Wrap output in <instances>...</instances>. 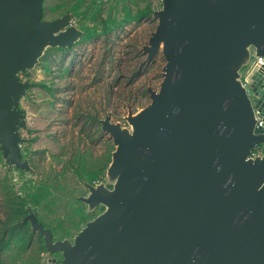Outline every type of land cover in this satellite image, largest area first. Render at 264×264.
<instances>
[{"label":"water","instance_id":"1","mask_svg":"<svg viewBox=\"0 0 264 264\" xmlns=\"http://www.w3.org/2000/svg\"><path fill=\"white\" fill-rule=\"evenodd\" d=\"M45 0H0V150L9 169L35 171L23 157L19 109L48 48L83 36L70 13L43 18ZM147 60H166L151 103L101 120L115 145L105 179L77 199L89 212L73 238L54 239L32 210L24 217L59 264H264V132L256 133L262 86L253 57H264V0H162ZM253 102L256 103L253 106ZM263 154L249 158L254 147ZM45 254L43 255V259Z\"/></svg>","mask_w":264,"mask_h":264},{"label":"rangeland","instance_id":"2","mask_svg":"<svg viewBox=\"0 0 264 264\" xmlns=\"http://www.w3.org/2000/svg\"><path fill=\"white\" fill-rule=\"evenodd\" d=\"M161 8L162 0L44 1V19L70 13L84 36L70 48H48L33 69L20 73L30 82L21 100L27 113L22 152L35 175L9 169L0 154V235L7 239L0 242V264H59L63 258L60 252L42 251L29 224L7 232L5 223L15 219L2 186L27 196L28 207L54 239L73 240L84 228L90 212L84 207V216L79 214L77 198L88 194L85 183L105 179L106 170L100 174L96 163L110 154L103 161L107 167L115 149L100 121L109 116L112 123L129 127V108L135 114L148 106V88L158 91L163 81L162 50L151 60L143 51L158 24L154 12ZM89 167L96 172L88 175ZM18 218L22 223L24 218Z\"/></svg>","mask_w":264,"mask_h":264},{"label":"trees","instance_id":"3","mask_svg":"<svg viewBox=\"0 0 264 264\" xmlns=\"http://www.w3.org/2000/svg\"><path fill=\"white\" fill-rule=\"evenodd\" d=\"M108 156H110V154L107 155L106 157H108ZM106 157H104V158L106 159ZM103 161H101L102 163H99L100 161L96 163V164H98V166H100V168L96 170V171H99L100 174L101 173H104V171L108 167V166L106 167V165H103ZM98 166H97V168H98ZM90 167L88 169H86V170H88L87 171V174L88 175H91L93 172H96V171L90 169ZM18 170H20V169H18ZM20 171H22V170H20ZM77 172L80 173V171H77ZM79 176H80V179L83 181L84 180L83 179V174L80 173ZM93 176H94V178L99 177V176H95V175H93ZM2 189L4 191L5 204L8 207V209L11 211L10 217L12 219H15V220L17 219L18 220L19 219L18 217L24 218L28 214V211L32 210V208H29L28 207L27 196H24L23 197V196L17 195L16 193H14L13 188L10 187V185L2 186ZM77 202L80 205L79 214L81 216H84V213H83V211L81 209H84V207H87V206L83 202H81L79 200H77ZM99 208L102 210L103 206H100ZM96 209H94L93 211H91L89 213V216L88 215L87 216H84V219L83 220L85 221V223L87 221H89V220H87L88 218H90L92 216L94 218V217H96L98 215L97 214V211L95 212ZM15 220H9L8 219L7 222L5 223L7 225L6 230H7L8 233H10V231H11L12 228H13V230L16 229V228H18V227L24 228L25 225L29 224L28 222L27 223H24L22 221V223H20V222L15 221ZM32 234H33L32 232L29 233L30 236H32ZM37 234H38V239L40 241V246L39 247H41L42 251H46L43 237L39 233H37ZM6 240L7 239H6L5 236L2 237L0 235V242L4 243V242H6Z\"/></svg>","mask_w":264,"mask_h":264},{"label":"built area","instance_id":"4","mask_svg":"<svg viewBox=\"0 0 264 264\" xmlns=\"http://www.w3.org/2000/svg\"><path fill=\"white\" fill-rule=\"evenodd\" d=\"M250 64H252L253 67L257 66V70L260 72L261 80H262V86L259 87V89H258V92L260 94V100L258 102L257 108H255V115H256V119H257L255 131H256V133H261L262 131H264V96H262V93H264V57L256 56V57H254L253 62ZM242 74H243L242 83H243L244 87L247 89L248 94L252 98L251 90H250V86H249L250 82L248 80H246V78L248 77V74L247 73L245 75H244V73H242ZM254 105H256V103H254ZM262 153H263V145H258L252 149L249 158L255 159V158L261 156Z\"/></svg>","mask_w":264,"mask_h":264},{"label":"flooded vegetation","instance_id":"5","mask_svg":"<svg viewBox=\"0 0 264 264\" xmlns=\"http://www.w3.org/2000/svg\"><path fill=\"white\" fill-rule=\"evenodd\" d=\"M54 19H56V18H54ZM254 67H253V65L252 64H249L244 70H243V73H244V75L247 73L248 75L250 74V72L252 71V69H253ZM23 74V73H22ZM19 76H20V74H19ZM20 80L21 81H28V80H24L21 76H20ZM250 87H251V83H250V85H249ZM264 93H262V96H264L263 95ZM22 100V99H21ZM21 100H20V104L18 105V108L19 109H22V110H24L23 108H22V106H21ZM253 106H255L254 105V103H253ZM24 112H26L25 110H24ZM23 121H26V119H23ZM27 126H25V127H22V126H20V128H19V131H20V137L21 138H23V136H22V134H21V129H23V128H26ZM264 131H262L261 133H263ZM23 139H25V138H23ZM26 140V139H25ZM25 144V143H24ZM23 144V145H24ZM23 145H21L20 146V148H21V151H22V147H23ZM23 153V152H22ZM0 154H1V157H2V151L0 150ZM263 154V153H262ZM23 157H24V154H23ZM25 158V157H24ZM3 159V158H2ZM26 159V158H25ZM7 167H8V165H7ZM13 169V168H12ZM17 169V168H16ZM95 184H97V183H95ZM94 184V185H95ZM100 207V206H99ZM97 208V207H96ZM104 210V207L102 208V210H101V212ZM100 212V213H101Z\"/></svg>","mask_w":264,"mask_h":264},{"label":"clouds","instance_id":"6","mask_svg":"<svg viewBox=\"0 0 264 264\" xmlns=\"http://www.w3.org/2000/svg\"><path fill=\"white\" fill-rule=\"evenodd\" d=\"M242 73H243V71H242Z\"/></svg>","mask_w":264,"mask_h":264}]
</instances>
